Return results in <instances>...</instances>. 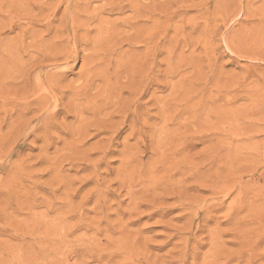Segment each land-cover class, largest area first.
<instances>
[{"label": "rangeland", "instance_id": "obj_1", "mask_svg": "<svg viewBox=\"0 0 264 264\" xmlns=\"http://www.w3.org/2000/svg\"><path fill=\"white\" fill-rule=\"evenodd\" d=\"M0 264H264V0H0Z\"/></svg>", "mask_w": 264, "mask_h": 264}]
</instances>
